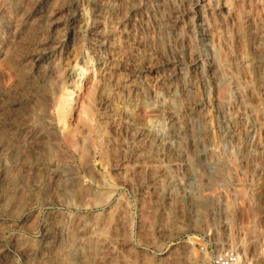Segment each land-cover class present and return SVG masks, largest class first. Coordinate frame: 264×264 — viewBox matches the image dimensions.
Instances as JSON below:
<instances>
[{
  "label": "rangeland",
  "instance_id": "1",
  "mask_svg": "<svg viewBox=\"0 0 264 264\" xmlns=\"http://www.w3.org/2000/svg\"><path fill=\"white\" fill-rule=\"evenodd\" d=\"M1 158L0 264H264V0H0Z\"/></svg>",
  "mask_w": 264,
  "mask_h": 264
},
{
  "label": "built area",
  "instance_id": "2",
  "mask_svg": "<svg viewBox=\"0 0 264 264\" xmlns=\"http://www.w3.org/2000/svg\"><path fill=\"white\" fill-rule=\"evenodd\" d=\"M212 264H241V259L239 254L236 252H213Z\"/></svg>",
  "mask_w": 264,
  "mask_h": 264
},
{
  "label": "bare ground",
  "instance_id": "3",
  "mask_svg": "<svg viewBox=\"0 0 264 264\" xmlns=\"http://www.w3.org/2000/svg\"><path fill=\"white\" fill-rule=\"evenodd\" d=\"M58 108H59V112H60V114H61V116H63V120H65V118L67 117V116H69L70 114H71V112H72V107H70L69 106V104H68V101L66 100V99H61L60 100V102H59V106H58ZM39 136V133H37V134H35L34 136H32L31 138L32 139H34V138H36V137H38ZM6 156V155H5ZM3 157V156H2ZM1 162H4V163H6L7 162V160L6 159H4V158H1V160H0ZM6 161V162H5ZM57 171V170H56ZM61 172V171H60ZM57 173V172H56ZM62 174H63V172H62ZM204 264H205V262H204Z\"/></svg>",
  "mask_w": 264,
  "mask_h": 264
}]
</instances>
